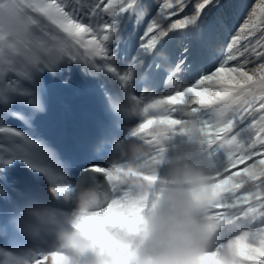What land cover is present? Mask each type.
<instances>
[{"label": "snow or ice", "instance_id": "snow-or-ice-1", "mask_svg": "<svg viewBox=\"0 0 264 264\" xmlns=\"http://www.w3.org/2000/svg\"><path fill=\"white\" fill-rule=\"evenodd\" d=\"M217 7L221 12L211 24L201 19L205 8ZM126 13L135 17V24L143 25L131 55L129 41L140 29H117L118 18ZM145 15L151 16L146 24ZM226 31L228 15L222 0H0V81L8 78L14 83L16 74L26 77L39 67L51 70L61 61L83 60L96 72L110 74L109 79L122 86L124 98L143 117L136 127L122 130L120 140L136 137L151 147L135 170L110 169L105 162L89 163L76 174L66 167L41 169L51 185L46 191L58 204L62 194L84 182L89 173L107 178L111 200L76 218L71 238L55 244L54 250L37 251L34 264H43L49 257L53 264H140L145 204L131 181L156 179L147 171L162 160L156 131L162 130L161 139L168 148L174 147L187 131V112L197 117L199 141L214 162L216 199L209 206L208 218L216 235L209 249L196 258L197 264H225V251L226 264H264V0H248L242 22L226 46L217 47ZM176 35H195L201 54L194 55L185 44L173 61L166 49ZM64 37L71 47L60 43ZM205 59L210 61L207 67ZM160 73L166 77V87L170 86L166 94L147 100L136 94L138 84L145 89L154 86ZM161 105L166 111H161ZM103 146L102 141L95 156L102 154ZM125 178L130 183H122ZM0 182L12 190L0 204L9 206L10 224L21 236L15 226L21 205L42 197L39 192L28 195L17 188L18 181L2 178ZM23 246L15 241L0 244V255L13 264L9 250Z\"/></svg>", "mask_w": 264, "mask_h": 264}, {"label": "clouds", "instance_id": "clouds-1", "mask_svg": "<svg viewBox=\"0 0 264 264\" xmlns=\"http://www.w3.org/2000/svg\"><path fill=\"white\" fill-rule=\"evenodd\" d=\"M40 70L41 67L37 70L38 75H41ZM17 81L29 83L19 74ZM7 89L11 93H21L16 90V84L7 86ZM128 101H107L109 111L117 120H127L137 115L131 101ZM62 106V114L66 115L64 104ZM34 107L39 111L36 115L48 112ZM160 107L161 111H166V106ZM77 108L73 109L76 111ZM185 119L187 131L172 148H168L161 139L163 131H156L155 139L161 145L162 160L157 161V167L147 170L156 179L152 182L131 181L138 186L136 195L145 204L139 247L140 264H197L196 258L209 249L216 235L215 226L208 218L209 206L216 199L212 179L214 162L208 158L207 146L199 141L195 114L187 112ZM6 132L9 131L3 133ZM110 147L112 156L106 160L110 169L118 166L133 170L140 168L141 162L151 151L150 146L132 139H113ZM122 183L130 181L125 178ZM110 200L111 189L107 178L101 180L96 174L89 173L84 182L62 194L59 204L43 200L24 202L20 207L22 216L15 218V226L20 234L38 245L49 241L63 244L71 238V226L76 218L103 208ZM9 252L14 257L13 264H33V248H25L18 253ZM227 258L225 251L222 255L225 264ZM0 264H9L8 257L5 256Z\"/></svg>", "mask_w": 264, "mask_h": 264}, {"label": "bare ground", "instance_id": "bare-ground-1", "mask_svg": "<svg viewBox=\"0 0 264 264\" xmlns=\"http://www.w3.org/2000/svg\"><path fill=\"white\" fill-rule=\"evenodd\" d=\"M210 10H213V8H210ZM149 19L146 20L145 24L147 23ZM49 28H51L52 31L57 32V30L51 25H49ZM57 34L63 37V33L57 32ZM136 36H137L136 40L131 42L129 45L128 53L130 55L132 51L136 48L137 40L139 39V35L136 34ZM169 41H172V37ZM60 43H65V41L62 40L60 41ZM199 45L200 44H198V46ZM166 50L168 51V53L171 52L169 42H168V47ZM197 51H199V49L194 50L195 53ZM200 54H201V48H200ZM61 62L58 63L56 66H54L51 70L41 67L39 74L47 73L50 71L58 72V67L60 66ZM68 62L69 61L65 60L63 61L62 64H67ZM205 67H207V65ZM87 70L89 71V73H93L92 75L88 73L86 76L87 78L91 79L92 81H94L95 84H98L101 87L108 88L106 85L102 83L101 77L98 72L91 71L90 68H88ZM62 72L69 76L71 75L70 68L68 67H65L62 70ZM80 74L81 75L79 77H75L77 80L74 79L75 82L78 84H79L78 79H80L82 75L85 77L84 71L82 73L80 72ZM17 76L18 74L14 75L12 78L14 83H9L8 78H5V80L0 81V105L4 103V106L7 107L11 104V100H13L14 98H17L18 100L22 101L23 94L27 97L33 96V99L37 98L38 92L40 90L39 86H36L33 88V90H31L27 84L21 81H17ZM34 77H37V76L34 75ZM163 80L165 81L163 82ZM105 82L109 84V82L107 81ZM14 84H16V90L21 93H11L8 91L7 86L14 85ZM166 85H167L166 77L163 75V73H160L158 74L156 78L154 86H149L147 89H145L143 85L141 84V88L137 90L136 94L137 95L143 94L146 100L149 97L158 99V98H161L164 94H166V91H167V89L165 88ZM50 89H52L53 91V88L50 87ZM74 91L75 90L67 91V96L72 101V104L74 106L79 107L76 99L74 98ZM105 91H106L105 95L107 97L108 91L107 90ZM62 96H63L62 94H56L54 97H51L50 100L44 99L40 101H34V104L36 105L43 103V106H45L46 108H49L48 112H44L43 116L46 119L50 120L53 123V125L59 124L61 127H63V125L60 122H58L56 119H59V120L62 119L63 122L69 119V116L62 114L63 112L62 102L66 101L64 97L62 98ZM87 99L89 100L88 95H87ZM89 104H90V109H87V116L89 117V119L93 118L92 116H94L93 121L91 123L94 129L98 130V126H101L103 122L106 120V117L104 115V109L99 104L95 105L94 101L90 102ZM29 107L31 108V106ZM14 109H15L14 111L15 115H13L12 117L9 115H2V116L0 115V127H2L6 131H9L6 133H3L2 131H0V176L1 177L8 178L10 182L12 180L16 181L17 178L13 177V175H11L10 172H8V170L10 171L12 170V168H16L19 170V172L22 175L29 176L37 184L43 185L47 182L49 183V181L45 177H43V175L40 172L41 169L62 171V169L60 168V166L55 160L61 162L65 167H67L71 171V173L76 174L79 172L81 164L86 159L73 162L72 158L74 156L79 155L82 149L78 143L73 142L72 140H69L68 138H66L64 134L60 135L59 132L55 133V135L48 140L45 138H39L38 144L48 150L50 156L54 159L52 160L51 158H49V156H45L43 154V150H41L40 148H37V146L34 144L35 142L32 141L30 138L28 139L27 137L24 141H20L21 137L20 138L15 137L17 126L23 127L26 125L27 130H35L34 127L36 125L34 123L33 124L35 126L32 123H31L32 124L31 126L29 125V123L34 121L35 118H34V115L31 113V110L27 106H24L22 102H14ZM43 120L44 119L42 118L40 119V121H43ZM136 120L139 122L138 118H136L135 121ZM12 121H14L17 126L15 124H12L11 123ZM113 122L115 123V128H116L117 133L119 134V138H121L122 130L127 131L125 127L126 122H124L123 120L121 123H118L115 118H113ZM12 126H15L16 128L13 129ZM131 139L135 140L137 138L132 137ZM138 143H142V142L139 141ZM101 156L106 161L109 158H111L112 153H107V154L102 153ZM2 169H5L4 172H2ZM2 193L8 194L0 190V194ZM5 225L7 226V228L3 227ZM0 227H2V230H7V229L12 228L9 220L2 215L1 206H0ZM21 243H25L24 245L25 248H33L31 246V243H28L24 239L21 240ZM54 245L55 243L53 242L52 246L49 248L39 247L37 249H34V248L33 249L35 251H39V250L51 251V250H54ZM4 257L5 256L0 255V261H2ZM46 261L51 262V264L53 263L51 257L43 261V264ZM33 264H34V261H33Z\"/></svg>", "mask_w": 264, "mask_h": 264}, {"label": "rangeland", "instance_id": "rangeland-1", "mask_svg": "<svg viewBox=\"0 0 264 264\" xmlns=\"http://www.w3.org/2000/svg\"><path fill=\"white\" fill-rule=\"evenodd\" d=\"M222 4H223V10L225 11V8H224V5H225V2L222 0ZM191 8H192V5L190 4L189 6H188V10L190 11L191 10ZM206 9L207 8H205V10L200 14L201 15V19H206L207 20V22L209 23V24H211L212 22H213V20H214V18L217 16V15H219L220 14V12H221V10H220V8L219 7H217V12L214 14V15H212L211 13H206ZM203 15V16H202ZM106 19H107V17H105ZM149 18H151V16H149V15H145L144 16V22H146V20L147 19H149ZM134 20H135V17L133 16V15H131V14H124L123 16H120L119 18H118V20H117V23H116V27H117V29L119 30V29H121V28H124L127 32H131L132 30H133V28H135L136 26H138L137 24H135L134 23ZM243 20V19H242ZM242 20H241V22H242ZM240 21L239 22H234V21H232V20H230V19H228V25H229V31H226V32H223L221 35H220V37H219V42H218V45H221V46H226V44H227V42H228V40H229V38H230V35L232 34V33H234L235 32V30H236V28L240 25V23H241ZM129 24H131L132 26H131V28H130V26H129ZM133 27V28H132ZM193 36L194 35H190V36H188L187 38H185V37H179L178 38V40L176 41V43H177V48L180 50L181 49V47H183L185 44H188V45H190L191 46V48H197V49H199V51H200V45L198 46L197 45V43L198 44H200V42L199 41H197V42H193L192 41V39H193ZM136 39V38H135ZM135 39H132V40H135ZM65 40L67 41V38H65ZM74 50H76L75 48H73V51ZM82 50V49H81ZM78 54V53H77ZM172 54V53H171ZM194 54V53H193ZM172 56H174L175 58H177V56H175V55H173L172 54ZM82 61V60H81ZM69 64H70V62H69ZM77 64H82L81 62L80 63H77ZM208 65V64H207ZM70 66V65H69ZM80 72L82 73L83 72V68H80V71L79 72H77V73H74L75 74V77H77L78 76V74H79V76L81 75L80 74ZM101 74V76L102 77H105V73H103V72H101L100 73ZM34 75H36L37 77H34ZM77 75V76H76ZM61 76H56L55 75V73L53 72V71H50V72H47V73H43V74H41V75H38V73H37V70H33L31 73H29L26 77H24V76H22V79H24V80H26V81H28L29 83H32V84H36L38 81L41 83V84H44V85H46V87H47V90L44 92V91H42V90H39V92H38V96H37V98L34 100V101H40V100H44V99H51V97H49V92H50V94L52 93V92H55V87H54V84H53V82H52V79L54 78H60ZM38 78H39V80H38ZM84 79V76L82 75V77L79 79L80 81L81 80H83ZM165 80H163V82H164ZM50 87L51 88H53V91H52V89H50ZM168 87H170V86H165V88L167 89ZM55 96V95H54ZM53 96V97H54ZM34 101H33V103H34ZM35 106H38L39 108H43V109H45L46 111L49 109V108H46L45 106H43V103L42 104H35ZM36 117H41V114H37L36 115ZM0 131H2V132H5L6 130H4L2 127H0ZM16 137H17V135H16Z\"/></svg>", "mask_w": 264, "mask_h": 264}]
</instances>
